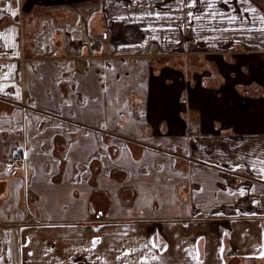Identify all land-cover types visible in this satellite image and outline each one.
<instances>
[{
    "label": "crops",
    "instance_id": "crops-1",
    "mask_svg": "<svg viewBox=\"0 0 264 264\" xmlns=\"http://www.w3.org/2000/svg\"><path fill=\"white\" fill-rule=\"evenodd\" d=\"M243 256L264 264V0H0V264Z\"/></svg>",
    "mask_w": 264,
    "mask_h": 264
},
{
    "label": "built area",
    "instance_id": "built-area-1",
    "mask_svg": "<svg viewBox=\"0 0 264 264\" xmlns=\"http://www.w3.org/2000/svg\"><path fill=\"white\" fill-rule=\"evenodd\" d=\"M99 131H101L102 133H106L107 135H109V136H111V137H114V138H116V137H120L121 139V141L123 142V143H125V144H127L129 141H132V142H138L137 141V139H134V138H126V137H124V136H121V135H119V134H117V133H113V132H111V131H107V130H105V129H102V128H100V129H98ZM165 152H168L169 154H171L172 156H175V157H182V158H184V159H192V160H194L193 158H191V157H189V156H186V155H184L183 153H180V152H174V151H171V150H165V149H163ZM14 160L15 161H19L20 160V157H15L14 158ZM241 176H244V177H246V178H249V176H246V175H242V174H240Z\"/></svg>",
    "mask_w": 264,
    "mask_h": 264
},
{
    "label": "trees",
    "instance_id": "trees-1",
    "mask_svg": "<svg viewBox=\"0 0 264 264\" xmlns=\"http://www.w3.org/2000/svg\"><path fill=\"white\" fill-rule=\"evenodd\" d=\"M213 75H215V76H213ZM212 76L215 78L214 80H212V78H205V77H203V79H202L203 85H208L212 81H215L216 82V80L219 78V75L217 74V71L216 70H213V69H212Z\"/></svg>",
    "mask_w": 264,
    "mask_h": 264
},
{
    "label": "rangeland",
    "instance_id": "rangeland-1",
    "mask_svg": "<svg viewBox=\"0 0 264 264\" xmlns=\"http://www.w3.org/2000/svg\"><path fill=\"white\" fill-rule=\"evenodd\" d=\"M201 62H203V61H201ZM174 63H177V62H174ZM203 64V63H202ZM111 137V136H110ZM129 142H132V141H129ZM132 143H134V142H132ZM53 244V243H52ZM242 260L244 261V264H253L252 263V261L250 262V260H252V259H250V258H248V257H245V256H243L242 257Z\"/></svg>",
    "mask_w": 264,
    "mask_h": 264
},
{
    "label": "snow or ice",
    "instance_id": "snow-or-ice-1",
    "mask_svg": "<svg viewBox=\"0 0 264 264\" xmlns=\"http://www.w3.org/2000/svg\"><path fill=\"white\" fill-rule=\"evenodd\" d=\"M12 15H13V16H15V15H16V13H15V12H13V13H12ZM241 194H243V192H241Z\"/></svg>",
    "mask_w": 264,
    "mask_h": 264
}]
</instances>
